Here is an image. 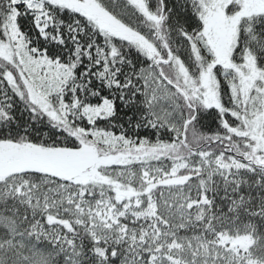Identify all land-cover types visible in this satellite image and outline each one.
Segmentation results:
<instances>
[{
	"label": "snow or ice",
	"instance_id": "snow-or-ice-1",
	"mask_svg": "<svg viewBox=\"0 0 264 264\" xmlns=\"http://www.w3.org/2000/svg\"><path fill=\"white\" fill-rule=\"evenodd\" d=\"M0 264H264V0H0Z\"/></svg>",
	"mask_w": 264,
	"mask_h": 264
},
{
	"label": "trees",
	"instance_id": "trees-1",
	"mask_svg": "<svg viewBox=\"0 0 264 264\" xmlns=\"http://www.w3.org/2000/svg\"><path fill=\"white\" fill-rule=\"evenodd\" d=\"M206 125H209L211 127H214L215 125L212 124L211 120L205 121Z\"/></svg>",
	"mask_w": 264,
	"mask_h": 264
}]
</instances>
